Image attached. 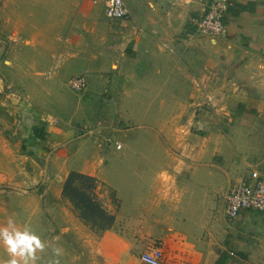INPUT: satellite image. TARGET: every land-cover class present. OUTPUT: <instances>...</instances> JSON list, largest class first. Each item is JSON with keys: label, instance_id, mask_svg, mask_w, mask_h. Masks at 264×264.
<instances>
[{"label": "crops", "instance_id": "1", "mask_svg": "<svg viewBox=\"0 0 264 264\" xmlns=\"http://www.w3.org/2000/svg\"><path fill=\"white\" fill-rule=\"evenodd\" d=\"M101 1L0 0V55L9 45L1 68L32 91L8 95L24 107L9 133L13 151L41 160L56 144L68 149L53 161L55 198L71 171L114 189L122 222L95 246L104 264H146L140 254L154 246L169 264L166 248L184 257L217 231L205 229L210 186L250 181L253 171L264 181V0H227L226 32L215 42H199L191 24L214 0H123L129 33L120 35L108 32ZM52 68V78L41 75ZM72 72H85L87 86L70 101L57 81ZM107 134L119 149L105 144ZM129 170L136 181L123 178ZM219 234L243 264L264 257V211L242 210Z\"/></svg>", "mask_w": 264, "mask_h": 264}, {"label": "rangeland", "instance_id": "2", "mask_svg": "<svg viewBox=\"0 0 264 264\" xmlns=\"http://www.w3.org/2000/svg\"><path fill=\"white\" fill-rule=\"evenodd\" d=\"M97 2H100L102 5L101 0H97ZM121 22L123 21H112L106 18L108 32H113L117 35L127 33L129 27ZM188 26L191 34H195L191 25ZM205 38L217 39V37L201 35L196 37L199 42ZM210 42H215V40L213 39ZM8 46L6 43H2L1 45L0 98H8V95L10 98L15 97L18 99H22L25 95L32 97V91L25 90V88L17 83V79L11 77L5 68H1V65L7 64L4 62V59H7ZM83 67L88 70L92 68ZM53 70L52 68L49 72L47 71L41 75L43 77L47 76L50 79L54 75ZM74 73H70L64 80L57 81L58 90L60 89V93L64 94V97L70 101H73L74 94H76L68 86V80ZM51 91L52 95L57 94L55 90ZM10 98L7 100L10 101ZM20 104L19 100L17 103L10 101L5 105L3 104V107L1 106L0 146L5 153L0 155V226H3L9 218H12L19 226H30L41 237L46 247L44 251L37 252L35 264H54V262H57V264H104L103 256L98 251L97 253L95 252V246L105 230L103 229L106 223L105 219L108 220L110 213L115 215L113 224L107 228L114 225L119 226L122 222L120 216L116 217L118 198L114 189L110 188V186L106 189L102 185H96L94 191L86 187L82 189L81 186L83 184L79 183V181H74L78 191L84 192L86 195H96L95 200L91 201V205H95L97 202L98 206L87 207V212L92 213V215H88L85 219L79 215V212L69 200V196H72L74 193L71 189L72 186H69V183H67V176L70 172L64 178L60 197L55 198L51 196V192L52 195L54 193L51 190L52 185L60 179V171L53 165V161L57 159L58 161H63L59 159L58 154L62 152L67 153L68 149H64L61 143L56 144L52 148L49 147L47 150H44L45 153L42 155L41 160L39 157H35L40 154H32V160L30 157H26V153L21 150L20 153L16 152L15 154L12 140L14 136L12 134L10 136L9 133L14 131V127L19 122L23 123L24 107L20 106ZM228 114L232 119L234 113L228 112ZM228 127L227 121L223 125L224 133H227ZM48 135H50L49 132ZM225 136L226 134L222 135L224 139ZM115 141L118 142L117 139ZM7 159H13V162H16V166L19 165L16 171L14 169L10 170V166L6 161ZM123 178L136 181L138 178L136 170L125 172ZM232 184L233 182L221 186L214 185L209 188V224L205 229H217V231H214L213 234L209 233L208 243L201 247L194 246L193 249L185 251L184 257L173 256V251L166 248V259L169 264H176L177 262L179 264L244 263V257H236L230 253L232 250L230 247L225 246L224 249L221 247L223 242H226V239L224 241L218 238L220 236L219 232L229 229L233 220L224 215V202ZM64 185L66 187L65 194L63 192ZM134 191L137 192L136 187H134ZM100 215L103 216L102 220L100 219ZM217 242H219V245ZM53 248L61 250L59 256L54 255ZM181 253L183 254V251ZM8 258V253L0 246V264H4V261ZM251 258H254V264H264V257L261 254L257 256L253 255Z\"/></svg>", "mask_w": 264, "mask_h": 264}, {"label": "built area", "instance_id": "3", "mask_svg": "<svg viewBox=\"0 0 264 264\" xmlns=\"http://www.w3.org/2000/svg\"><path fill=\"white\" fill-rule=\"evenodd\" d=\"M104 14L111 20L128 19L130 13L123 0H103ZM227 0H214L207 4L204 12L192 18L191 24L198 35L221 37L226 32L223 16L226 12ZM69 88L75 93H82L87 86L86 73L81 72L68 80ZM208 102L213 96L206 95ZM112 135H105L106 145L113 144L117 149L121 144ZM251 180L241 179L232 184L224 202V214L229 219L236 218L244 209L264 211V181L256 171L250 175ZM140 260L146 264H163L164 252L159 246L151 247L140 254Z\"/></svg>", "mask_w": 264, "mask_h": 264}, {"label": "clouds", "instance_id": "4", "mask_svg": "<svg viewBox=\"0 0 264 264\" xmlns=\"http://www.w3.org/2000/svg\"><path fill=\"white\" fill-rule=\"evenodd\" d=\"M0 246L9 257L4 264H35L37 252L44 251L46 244L30 226H19L15 220L9 218L6 224L0 226ZM60 252L59 248H53L55 256H59Z\"/></svg>", "mask_w": 264, "mask_h": 264}, {"label": "trees", "instance_id": "5", "mask_svg": "<svg viewBox=\"0 0 264 264\" xmlns=\"http://www.w3.org/2000/svg\"><path fill=\"white\" fill-rule=\"evenodd\" d=\"M74 181H79V183L83 184L81 188L84 187L91 189L94 191L96 185H102V183L99 182V180L91 175H87L78 171H71L67 176V183H69V186H72V190L74 191L72 196H69V200L72 202L73 207L79 212V215L85 219L88 215H92V213L87 212V207L89 206H98L97 202L95 205H91V201L95 200V194L92 195H86L84 192H80L77 190ZM86 185V186H84ZM103 186V185H102ZM74 188V189H73ZM106 188V187H105ZM108 189V188H106ZM63 192L65 194L66 187L64 185ZM67 195V194H66ZM92 196V197H91ZM117 208L119 206V201L117 200ZM87 214V215H86ZM100 219H103V216L100 215ZM114 214L108 215V220L105 219L106 223L103 226V229H106L107 227L111 226L114 222Z\"/></svg>", "mask_w": 264, "mask_h": 264}, {"label": "water", "instance_id": "6", "mask_svg": "<svg viewBox=\"0 0 264 264\" xmlns=\"http://www.w3.org/2000/svg\"><path fill=\"white\" fill-rule=\"evenodd\" d=\"M218 38V37H217ZM213 39H215V38H213Z\"/></svg>", "mask_w": 264, "mask_h": 264}]
</instances>
